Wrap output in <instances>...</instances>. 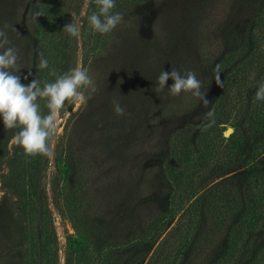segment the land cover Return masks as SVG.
Returning a JSON list of instances; mask_svg holds the SVG:
<instances>
[{"label":"rangeland","instance_id":"374dc122","mask_svg":"<svg viewBox=\"0 0 264 264\" xmlns=\"http://www.w3.org/2000/svg\"><path fill=\"white\" fill-rule=\"evenodd\" d=\"M49 2L55 4L53 12L69 7L53 39L57 45H67L65 52L71 56L68 62L60 60L50 42L51 26L45 17ZM243 4L242 0H115L111 12L120 13L123 20L111 32L100 34L87 19L99 11L95 0H0V26L9 24L16 29L7 30L11 43L5 47L18 50L17 63L10 71L20 75L22 83L38 79L43 86L81 65L96 87L83 105L65 102L51 141V156H28L11 139V154L21 149L26 162H38L39 188L35 192L21 184L5 165L0 171V226L21 216L22 210H38L39 217L38 221L24 220L32 238L29 236L13 262L4 259L3 264H45L42 253H34L46 244L47 261L66 264L70 238L85 240L94 264L112 255V246L120 247L116 254L126 257L138 251L143 239L152 240L148 242L154 247L147 263L167 233L176 228L187 207L185 195L191 192L189 183L193 180L184 182L179 192L167 188L168 177L160 172L154 155L167 149L175 138V128L200 115L197 98H190L193 95L189 92L170 95L167 86L173 83L171 80L156 93L157 77L173 68L181 74L190 70L207 87L209 78L197 62L201 54L196 37L199 18L210 15L214 7L218 9L216 18L226 17ZM37 11L42 15L35 17ZM73 17L81 26L79 38L63 31ZM246 24L240 15L230 27L242 30ZM40 52L48 60L45 69L37 66ZM263 73L264 42L254 78ZM113 99L125 109L124 115L115 114ZM37 102L41 114L46 115V101L40 98ZM4 130L0 120V134ZM188 131L184 136L192 144L195 162L201 135L195 129ZM234 132L235 127L225 126L223 138L228 140ZM24 171L21 168L20 173ZM171 210L178 212L172 225L167 221ZM156 218L160 220L158 228L170 227L153 242ZM27 253H31L30 258L24 255ZM185 260L191 263L187 256Z\"/></svg>","mask_w":264,"mask_h":264},{"label":"trees","instance_id":"16d2710c","mask_svg":"<svg viewBox=\"0 0 264 264\" xmlns=\"http://www.w3.org/2000/svg\"><path fill=\"white\" fill-rule=\"evenodd\" d=\"M242 2L239 10L234 8V14L226 17L216 18L214 12L218 9L214 7L210 15L199 18L196 37L201 54L197 62L203 65L209 78L208 86L201 88L209 104L205 107L199 97L189 92V96L193 95L190 98H197L196 109L200 110V115L175 128V138L167 149L154 155L161 165L160 172L169 179L167 188L179 192L184 182L193 179L189 183L191 192L185 195L187 207L176 228L167 233L168 237L161 241L147 263L154 244L148 245L152 240L143 239L136 254L119 256L116 253L121 248L112 246V255L97 264H142V261L143 264H183L186 256L190 264H264V101L254 99L258 82L264 78V73L254 78L263 53L264 0ZM54 5L47 3L45 10L46 22L51 26L48 28L50 42L59 52L60 60L68 62L71 56L65 52L67 45L65 42L64 47L57 45L53 39L69 7L53 12ZM240 15L245 17L246 26L242 30L231 29ZM217 64L221 66L222 87L217 86L214 79L213 68ZM211 109L214 115L207 118L206 113ZM212 119L215 124L206 127ZM229 124L235 127V132L226 140L223 132ZM13 129L14 132L7 129L0 134V171L8 166L21 184L37 192L38 162H26L21 149L14 148L11 154L8 146L20 130ZM192 129L201 135L196 163L192 144L187 135L184 136ZM21 168L25 169L23 173H20ZM171 211L167 219L170 225L178 214ZM38 217V210H22L21 216L17 215L13 221H4L0 226V264L4 259L13 262L15 254L24 249L31 234L24 220L38 221ZM159 221L156 218L153 223L156 232L153 242L161 239L170 227L158 228ZM84 241L68 240L66 264H94L93 254ZM39 253L46 260L45 264H50L48 244L40 245L34 256ZM24 255L30 258L31 253Z\"/></svg>","mask_w":264,"mask_h":264},{"label":"clouds","instance_id":"9594fccd","mask_svg":"<svg viewBox=\"0 0 264 264\" xmlns=\"http://www.w3.org/2000/svg\"><path fill=\"white\" fill-rule=\"evenodd\" d=\"M95 3L99 6V11L88 16V22L94 31L107 34L116 28L123 17L118 12H111L115 7V0H95ZM41 15L39 11L34 13L35 17ZM8 29L16 31L9 24L0 26V49H3L0 51V120L6 129H20L13 136L12 142L23 148L26 155L51 156V141L58 130L60 112L65 102H71L76 106L85 104L96 91L94 81L86 69L77 65L58 76L55 82L44 83L43 86L38 79H32L28 84L22 83L20 75L10 71L17 63L18 50L14 46L5 47L11 43ZM63 31L71 37L79 38L81 26L77 18L73 17L70 23L65 24ZM37 66L40 69L48 67V60L42 52L38 53ZM213 74L217 86L222 87L219 64L213 68ZM24 79L27 80L28 76ZM169 80L173 82L167 86L170 95L177 96L182 91L192 92L202 100L205 107H208L209 101L205 99V93L201 92L202 83L194 71L189 70L183 74L175 68L171 71H161L157 77L155 92H162ZM82 88L84 91H81ZM40 98L46 101L45 106L48 109L46 115L40 112V105L37 102ZM254 99L264 101V78L258 82ZM112 104L117 116L125 114V109L119 101L113 99ZM213 115L212 109L206 113L207 118ZM214 124L215 120L212 119L206 127Z\"/></svg>","mask_w":264,"mask_h":264},{"label":"water","instance_id":"95a60500","mask_svg":"<svg viewBox=\"0 0 264 264\" xmlns=\"http://www.w3.org/2000/svg\"><path fill=\"white\" fill-rule=\"evenodd\" d=\"M228 132H231L230 130H228Z\"/></svg>","mask_w":264,"mask_h":264},{"label":"bare ground","instance_id":"6f19581e","mask_svg":"<svg viewBox=\"0 0 264 264\" xmlns=\"http://www.w3.org/2000/svg\"><path fill=\"white\" fill-rule=\"evenodd\" d=\"M229 134V133H228Z\"/></svg>","mask_w":264,"mask_h":264}]
</instances>
